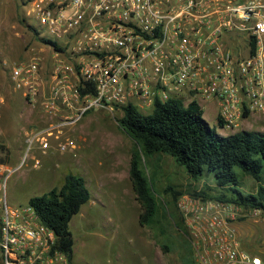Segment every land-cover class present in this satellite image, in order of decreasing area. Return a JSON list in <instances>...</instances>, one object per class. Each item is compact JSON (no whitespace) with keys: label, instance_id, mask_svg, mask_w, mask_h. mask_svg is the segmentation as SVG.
<instances>
[{"label":"built area","instance_id":"2783aa9c","mask_svg":"<svg viewBox=\"0 0 264 264\" xmlns=\"http://www.w3.org/2000/svg\"><path fill=\"white\" fill-rule=\"evenodd\" d=\"M14 2L35 45L8 82L51 120L26 133L27 150L73 157L75 143L62 130L88 110L120 114L129 105L146 114L156 102L202 109L214 101L218 130L264 120V0ZM18 168L0 163V264H68L30 206L7 204L5 184ZM176 209L193 264H264V247L242 249L235 226L242 217L264 224V209L187 195Z\"/></svg>","mask_w":264,"mask_h":264},{"label":"rangeland","instance_id":"374dc122","mask_svg":"<svg viewBox=\"0 0 264 264\" xmlns=\"http://www.w3.org/2000/svg\"><path fill=\"white\" fill-rule=\"evenodd\" d=\"M18 19L14 0H0V163L9 169L19 167L5 184L7 204L23 207L29 197L59 186L64 175H79L89 199L68 223L73 239L72 264H193L188 245L167 215L170 195L164 189L169 187L187 196L192 190L203 191L211 197L225 188L216 187L212 173L205 169L193 180L166 156L157 161L154 156L145 157L142 167L159 209L152 225H139L140 208L127 175L132 142L119 129L120 114L116 110H88L75 125L62 130V135L75 143L73 157L27 150L23 133L51 120L36 110L40 114L37 125L26 126L30 116L21 109L18 93L8 82L9 70L27 58L29 45H35ZM211 117L210 112L202 110V118L215 127ZM253 120L258 118H247L240 129L259 128L257 132H264V124L244 125ZM33 160L38 161L36 167ZM233 171L238 179L236 188L243 194H254L257 184L264 186V164L259 183L237 168ZM235 226L242 249L256 253L264 247V224L242 217Z\"/></svg>","mask_w":264,"mask_h":264},{"label":"trees","instance_id":"16d2710c","mask_svg":"<svg viewBox=\"0 0 264 264\" xmlns=\"http://www.w3.org/2000/svg\"><path fill=\"white\" fill-rule=\"evenodd\" d=\"M14 5L18 21L24 26L20 7L16 2ZM25 30L32 31L30 27ZM41 41L48 43L43 39ZM89 91L92 93V88ZM201 114V109L194 103L184 107L176 100L156 102L146 114L129 105L120 108L117 125L132 142L127 175L140 208L137 219L139 225H152L159 209L141 163L145 157L152 156L155 161L160 156L170 158L193 180L205 169L212 173L216 187L225 188V191H219L211 197L203 191L192 190L188 194L191 197L233 203L243 209H264V186L257 184L254 194H243L236 188L238 179L233 171L237 168L256 183L260 182L264 164V132L239 130L220 135L215 127H210L203 120ZM216 127L221 128V124L218 122ZM164 191L170 195L165 207L167 215L188 245L182 219L176 209V200L182 194L169 187ZM88 199L89 192L83 177L68 173L63 176L59 186L31 196L26 202L35 211L41 224L54 232L56 247L68 264H72L73 248L68 223Z\"/></svg>","mask_w":264,"mask_h":264},{"label":"crops","instance_id":"0c3cea01","mask_svg":"<svg viewBox=\"0 0 264 264\" xmlns=\"http://www.w3.org/2000/svg\"><path fill=\"white\" fill-rule=\"evenodd\" d=\"M11 87V86H10ZM11 90L13 91V92H16V93H18V97L19 98H17L18 99V101H19V103H20V105H21V109L22 110H24L25 111V113H26V115H29L30 116V119L28 120V122H26V126H31V125H34V126H36L37 125V114H39L36 110L37 109H31V108H29L28 106H27V104L25 103V101H24V99H23V97H22V95L19 93V92H17V91H14L12 88H11ZM204 104V103H203ZM202 110H207V112H210V115L212 116L211 117V120H212V122L214 123V115H215V112H216V103L214 102V101H209V102H206L205 104H204V108H202L201 109V112H202ZM40 115V114H39ZM201 117H202V114H201ZM205 122H206V120L205 119H203ZM259 125V126H262V124H264V120H260V119H258L257 121H255V120H253V122L251 121L250 123L248 122V123H244V125H246V126H251V125ZM214 125H215V123H214ZM218 130V129H217ZM239 130H241L240 128H237V129H235V130H233L232 132H227V133H222V131L221 130H218L219 131V134L220 135H227V134H231V133H235V132H237V131H239ZM254 130H256V131H258L259 130V128H256V129H254ZM254 130H252V131H254ZM26 134V131L23 133V135H25ZM66 160V159H65ZM67 163H71L69 160L68 161H66Z\"/></svg>","mask_w":264,"mask_h":264}]
</instances>
